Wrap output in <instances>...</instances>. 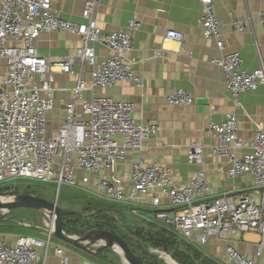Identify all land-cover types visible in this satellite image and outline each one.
<instances>
[{
    "label": "built area",
    "instance_id": "built-area-1",
    "mask_svg": "<svg viewBox=\"0 0 264 264\" xmlns=\"http://www.w3.org/2000/svg\"><path fill=\"white\" fill-rule=\"evenodd\" d=\"M51 2L0 0V67L4 70L0 75V185L20 179L53 182L57 189L67 186L88 194L92 190L107 201L121 204H133L152 194L151 206L156 210L152 221L184 241L203 247L212 238L256 233L259 243L254 258H261L264 132L260 126H254L249 139L239 138L238 120L234 115H226L219 124L208 122L205 127V136L212 140L210 154L227 161L229 178H249V190L233 188L215 195L202 172L178 188L173 185L171 167L141 160L130 165L128 178H116L113 170L125 162L127 152L140 151L144 140L157 136L160 128L135 121L134 106L130 102L104 95L86 97L85 93L119 83L137 89L143 87L129 60L132 35L139 30L140 23L132 18L124 30L104 33L94 19L101 0L84 3L82 18L87 21L84 25L64 20L53 11ZM197 2L201 7L197 23L202 37L214 41L221 51V24L213 2ZM259 23L264 28V12L259 14ZM232 28L242 33L249 28V23L234 20ZM55 32L78 37L79 48L63 58L39 56L36 51L39 36ZM164 39L182 43V36L173 31H167ZM95 47L106 50L108 57L98 59ZM211 64L223 72L226 90L236 106H240V96L264 85V64L260 58L253 72L240 69L241 60L236 53L211 60ZM75 67L80 70L75 71ZM86 67L90 70L85 75L82 69ZM55 74L73 78L74 86L68 90L71 100L64 105L56 129L49 130L47 117L54 109ZM166 102L171 106H187L193 98L178 89L166 97ZM243 150L246 152L242 153ZM186 159L190 166L199 164L202 146L188 147ZM162 199L167 200L169 210L163 207ZM51 238V229L46 241L21 237L9 245L0 236V264L37 263V249L50 248ZM55 254L62 264H67L62 249L57 248ZM226 258L230 264H256L230 245L226 246Z\"/></svg>",
    "mask_w": 264,
    "mask_h": 264
},
{
    "label": "crops",
    "instance_id": "crops-1",
    "mask_svg": "<svg viewBox=\"0 0 264 264\" xmlns=\"http://www.w3.org/2000/svg\"><path fill=\"white\" fill-rule=\"evenodd\" d=\"M86 1L89 0H52L51 5L53 11L59 13L64 20L84 25L87 21L82 18V11ZM212 2L221 24L220 40L223 44L221 51L217 50L214 41L202 37L197 23L201 16V7L197 0H101L95 9L94 19L104 33L124 30L132 18H136L140 23L139 30L132 35L133 50L129 53V60L133 64L134 75L143 81V87L137 89L132 85L119 83L108 89L90 90L85 96L104 95L118 101L130 102L134 106L135 121L160 128L157 136L144 140L140 151L127 152L125 162L116 165L113 170L112 175L116 178L121 176L128 178L130 165L141 160L146 164L158 163L171 167L173 185L178 188L186 185L196 173L202 172L215 195L227 193L233 188L239 191L251 189L249 178H229L227 161L210 154L209 146L212 145V140L205 136V127L208 122L219 124L226 115H234L238 120L239 138H251L255 125L260 126L264 132V85L240 96V106H236L231 102L226 90L223 72L211 64V60H220L231 53L239 56L240 69L243 71L256 70L259 58L264 64V28L259 23V14L264 12V0H212ZM239 19L249 23V28L242 33L235 32L232 28V22ZM167 31L179 33L182 36V43L165 40ZM79 46L78 37L66 32H55L41 34L36 42V51L39 56L58 59L73 54ZM95 53L98 59L109 55L106 50L99 47H95ZM78 70L80 68L75 67V71ZM89 70L86 67L82 72L86 75ZM3 71L2 68L0 75ZM73 86V78L55 74L54 109L48 117L57 113L58 121L62 118L64 105L71 100V93L68 90ZM178 89L192 96V104L171 106L166 102V97ZM48 129L54 130L56 127L48 126ZM192 144L202 146V160L199 164L190 166L187 164L186 154ZM244 152L246 150L242 151ZM90 192L83 193L96 203L105 201L96 192L92 190ZM151 197L152 194L129 204L133 207L132 214L140 218L145 225L154 223L162 228L163 225L152 221L156 210L154 211L151 206ZM161 203L169 210L167 200L162 199ZM19 210L33 212V218L40 214L44 220L38 224L39 226L29 230H37L32 231L35 235L31 236L29 231L25 235L19 230L21 222L10 220L8 216L11 213L7 216L0 213V236L5 242L12 245L18 238L29 236L46 241L50 228L43 225L45 221L49 222L45 213ZM101 210L104 211L103 214L107 212L106 216L111 218L112 210L98 209ZM114 217L116 218V215ZM90 221L95 220L91 218ZM113 227L114 234L124 237L132 253L144 264H171L163 255L156 254L153 250H144L140 245L145 243L138 241L134 233L146 231V227L142 226L143 229L137 227V231L130 229L132 233L126 230L127 232L122 234L116 228V223H113ZM82 228L85 229V226ZM174 236L179 242H185L194 248L200 255L199 260L208 264H230L226 258L228 245L240 255L254 260L256 264H264V250L261 258L257 260L254 258L259 243V236L256 233L240 234L231 238L223 236L212 238L203 247L186 242L176 234ZM50 244V248L37 249L38 262L35 264H62L61 259L55 254L57 248L63 250L67 264H126L116 250H106L98 255L87 254L53 237ZM165 252L164 255L174 261L170 251ZM153 253L158 258H154ZM174 264L178 263L174 261Z\"/></svg>",
    "mask_w": 264,
    "mask_h": 264
},
{
    "label": "rangeland",
    "instance_id": "rangeland-1",
    "mask_svg": "<svg viewBox=\"0 0 264 264\" xmlns=\"http://www.w3.org/2000/svg\"><path fill=\"white\" fill-rule=\"evenodd\" d=\"M0 70H2V67H0ZM58 122L59 121H58L57 113H54V115L49 116L47 118V124L51 128L57 127ZM0 189L2 190L3 193H10L13 191H22V190L26 189V190H29L30 192L36 194L37 197H40V198H42L48 202H56V205L61 209H65V210H69V211H73V212L84 211V214H88L86 212V210L84 209L85 201L88 200L90 202V205H91L90 210L96 209V208H103L104 210H106V208H107L109 210H112V212H110L111 213V218H110L111 223H116V228L119 229V232L121 234L127 232L126 230H128V232H131V233H132L131 230L137 231V227H140L142 229H143V227L144 228L146 227V229H147L150 225H154L156 228H160L159 225L154 224V223L150 224L147 227V225H145L140 218H138L137 216H134L132 214V208L133 207L130 206L129 204L115 203V202L106 201V200L105 201L103 200L100 203H96V202L90 200L80 190L70 188L67 186H62V187H60V189H57V186L53 182H43V181L30 180V179H20V180L10 181V182H7L3 185H0ZM153 210L155 211L154 208H153ZM153 210H152V212H153ZM10 213H11V215L8 216V217H10V220H12V221L17 220V221L22 223V226L19 227V230H21L22 233H25V235L32 227H35L38 224H41V222L44 220L40 214H38V216L33 218L32 217L34 215L33 212L12 210ZM106 213L107 212H105V214ZM114 215H116V218L114 217ZM80 216H82V215H80ZM112 216L115 219H113ZM139 216L141 217L142 215H139ZM43 225L44 226L46 225L48 227V222L45 221L43 223ZM88 225H90L91 228ZM93 225H96L95 221H91L89 224L85 223V225L81 224V226H79V225L71 226L70 228H73L74 230H76L80 233H87V231H90V229L93 228L92 227ZM84 226H87L88 229H86V228L83 229L82 227H84ZM26 227H29V228H26ZM32 229H34V228H32ZM32 231L33 230L29 231L28 233L31 236H34L35 233L33 235V232H37V230L35 229L33 232ZM69 231L72 232L73 230H69ZM72 236H74V235H72ZM140 245L144 248V250H147V251L158 250V251H162V252L166 253L164 250L153 248L150 244H147V243H145L143 245L140 244ZM152 255L154 256V258H158V257H156L157 255L154 253ZM167 255H169V254H167Z\"/></svg>",
    "mask_w": 264,
    "mask_h": 264
},
{
    "label": "water",
    "instance_id": "water-1",
    "mask_svg": "<svg viewBox=\"0 0 264 264\" xmlns=\"http://www.w3.org/2000/svg\"><path fill=\"white\" fill-rule=\"evenodd\" d=\"M1 197H8L11 199L10 202H1L0 200V213L2 216L9 214L12 210L19 209L42 211L49 217V221L55 219L52 230L53 238L87 254L98 255L106 250H116L126 264H144L142 260L132 253L119 235L106 229L92 230L82 236L66 235L63 229L62 215L80 216V214L61 209L56 205V202H48L30 193H3L0 189V198ZM172 262L174 263V261Z\"/></svg>",
    "mask_w": 264,
    "mask_h": 264
},
{
    "label": "trees",
    "instance_id": "trees-1",
    "mask_svg": "<svg viewBox=\"0 0 264 264\" xmlns=\"http://www.w3.org/2000/svg\"><path fill=\"white\" fill-rule=\"evenodd\" d=\"M13 192L33 194L32 192L26 189L22 191H13ZM90 206H91L90 202L88 200L85 201L84 209L88 214H84V211L82 212L75 211L82 216L62 215L63 229L66 235L69 236L84 235L85 233H80L70 227L75 225L81 226V224L83 223L81 217L83 218V216L86 215L95 220V224H96L95 226L98 230L106 229L114 233L115 229L113 227V223H111V219L108 216H106V214H103L104 211L103 210L98 211L99 208L90 210ZM149 225L150 223L147 225V227ZM149 227L146 229V231L140 230L137 233H134L136 239L138 238V241L141 240L142 242L150 244L153 248L156 249L170 251L171 258L178 264H208L204 261L199 260L200 258L199 253H197L195 249L189 246L188 244L186 245L185 242H179L178 239L174 236L175 234H173L171 231L166 230L162 226L161 227L163 229L156 228L154 225H150ZM68 229L73 231L70 232ZM123 238L124 237H122V239ZM125 243L127 244V242Z\"/></svg>",
    "mask_w": 264,
    "mask_h": 264
},
{
    "label": "bare ground",
    "instance_id": "bare-ground-1",
    "mask_svg": "<svg viewBox=\"0 0 264 264\" xmlns=\"http://www.w3.org/2000/svg\"><path fill=\"white\" fill-rule=\"evenodd\" d=\"M0 200H1V202H10V201H11V199L8 198V197H1ZM54 222H55V219H52L50 222H48V227H49L51 230H53ZM153 252L156 253V254H159V255H161V256L163 255V258H166L171 264H174V263H173L168 257H166V256L164 255L163 252H159L158 250H153Z\"/></svg>",
    "mask_w": 264,
    "mask_h": 264
},
{
    "label": "flooded vegetation",
    "instance_id": "flooded-vegetation-1",
    "mask_svg": "<svg viewBox=\"0 0 264 264\" xmlns=\"http://www.w3.org/2000/svg\"><path fill=\"white\" fill-rule=\"evenodd\" d=\"M84 222L82 223V224H85L86 222H87V224H89L91 221V218L90 217H88V216H83V218H81ZM93 219V218H92ZM90 228H91V226L90 225H88ZM93 228L92 229H90V231H92V230H98L97 228H96V226L95 225H93L92 226ZM85 228L86 229H88V227L87 226H85ZM87 232H89V231H87Z\"/></svg>",
    "mask_w": 264,
    "mask_h": 264
}]
</instances>
